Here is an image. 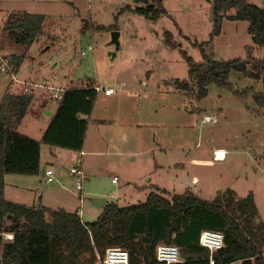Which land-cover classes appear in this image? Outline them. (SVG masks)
Listing matches in <instances>:
<instances>
[{
	"label": "rangeland",
	"instance_id": "1",
	"mask_svg": "<svg viewBox=\"0 0 264 264\" xmlns=\"http://www.w3.org/2000/svg\"><path fill=\"white\" fill-rule=\"evenodd\" d=\"M249 2L264 7V0ZM126 4L134 6L132 0H0V27L14 12L48 18L44 34L30 46L0 28V103L10 85L14 91L32 94L29 112L18 130L41 140L38 132L45 124L46 108L58 103L51 96L50 86L66 90L97 85V79L102 87L125 83L112 97L99 93L92 115L88 148L114 151L101 156L103 163L113 160L101 168L105 189L114 190L125 182L122 175L120 183L112 185L114 172L105 171L106 167L114 170L118 166L125 177L141 184L150 176L172 193L185 191L187 177L195 183V194L207 200L226 189H233L239 197L253 192L256 220L264 221V107L253 97L262 92L263 85L231 71L232 88L210 85L208 94L198 98L185 57L187 54L195 62L204 60L195 42L210 41L211 1L163 0L168 14L157 21L127 10L121 13ZM86 20L108 29L82 34ZM248 26L247 21H223L222 33L203 47L205 55L214 60L245 59L250 52L263 59L264 48L255 50ZM113 31L120 32L121 44L115 58L110 54L115 51ZM167 31L171 46L164 43ZM10 53L24 55L16 75L7 67ZM15 77L26 83L17 82ZM184 81L188 85L183 89L180 85ZM115 123L117 130L112 132ZM119 123L125 126L127 139L119 133ZM49 147L42 143L44 167ZM216 147L226 150L223 160L213 159ZM58 155L71 167L66 153L60 151ZM6 193L10 201L22 200L20 195L13 199L8 187ZM133 195L140 193L131 192L126 200L130 202ZM33 200L38 202L39 196ZM82 217L89 222L86 213Z\"/></svg>",
	"mask_w": 264,
	"mask_h": 264
},
{
	"label": "trees",
	"instance_id": "2",
	"mask_svg": "<svg viewBox=\"0 0 264 264\" xmlns=\"http://www.w3.org/2000/svg\"><path fill=\"white\" fill-rule=\"evenodd\" d=\"M132 1L134 6L126 4L120 12L127 10L152 21L168 14L163 0ZM209 1L213 21L210 41L195 42L201 47L204 60L195 62L185 55L198 87V98L208 94L210 85L232 88L229 75L237 71L262 83V92L253 97L264 107V58L257 59L249 52L245 59L214 60L203 49L222 33L225 20L247 21L253 44L257 49L264 48V7L249 0ZM47 20L43 14L14 12L7 15L2 28L17 42L30 46L44 34ZM106 29L86 20L81 33ZM170 38L167 31L165 45H172ZM6 59L8 72L15 75L24 55L12 53ZM187 85L184 81L180 87ZM9 87L0 103V264H102L100 257L112 247L126 249L129 264H160L156 257L160 243L179 246L182 264H211V257L214 264H264V221L256 220L258 209L253 192L239 197L233 189H226L207 200L191 188L170 194L155 187L145 201L136 204L107 202L93 222H84L76 212L62 208H34L8 200L5 175H38L42 143L75 152L83 150L88 117L97 97L92 85L64 90L54 116L41 140H37L18 130L33 100L32 94ZM208 229L224 233L223 248L212 252L200 244L202 232ZM6 232L14 234L12 241L4 240Z\"/></svg>",
	"mask_w": 264,
	"mask_h": 264
},
{
	"label": "crops",
	"instance_id": "3",
	"mask_svg": "<svg viewBox=\"0 0 264 264\" xmlns=\"http://www.w3.org/2000/svg\"><path fill=\"white\" fill-rule=\"evenodd\" d=\"M3 24L0 28L3 27ZM255 48L257 49V47ZM15 78L17 82L19 83H26V81L24 82L19 81L17 77ZM95 81H97V85H94V84H90V85H93L94 88L96 86H99L101 89L97 90V95H99V93H103L105 97H112L114 94H116L117 92L121 90L120 89L121 87L125 86V83H122L120 87H111L109 84L102 87L98 79ZM86 86L88 85H85L82 87L80 86L76 88H83ZM109 87L114 88L117 91L110 95L105 94L103 88H109ZM49 88L53 91L52 89L53 86L52 87L50 86ZM54 88H59V87H54ZM64 90L65 89H62L60 91L63 92ZM53 93L54 91L52 92V94ZM61 95H59L58 97H54V96L52 97L56 98V100L59 102ZM58 104L59 103H57L56 105L51 104L47 106L46 111H45V124L43 125V127L40 128L38 132L41 138H42L44 130L47 128L52 117L54 116L58 108ZM93 111H94V107H93ZM28 112H29V109L25 117H27ZM92 115H93V112L91 116L88 117L89 124H88V129H87V133L85 137V144H84L83 150L79 152H75V151L67 150L65 148L49 145L50 146L49 153H48V156L45 157V167L42 165L43 160H42V154H41L40 172L38 175H33V176L18 175V174L5 175V197L7 196L6 192H7V187H8L10 192L13 191V194H11V196H13V199H17L15 198V196L19 197V195H20V198L18 199H22V200H15L13 202L25 204L29 207H34V208L44 207V208L52 209V210L62 208V209H65L67 212H76L84 222L86 221L83 219L82 215L83 214L85 215L86 213L88 215V219H89L88 221L93 222L100 216V214L103 211V207L105 206L107 202H116L119 205H123L124 203L123 206L131 205L132 203H134L133 201H137L136 203L140 201H145L148 194L151 191H153L155 187L163 188L160 185L155 184L153 182L152 177L150 176L149 178L146 179V182L142 184L137 182L136 180L129 179L127 176L125 177L124 174L120 172V168L118 166L116 167L114 166V170L111 167L110 168L106 167L105 171L114 172L112 175V179H111L112 185H117L118 183H120V179L122 178V175H123L124 181H125L123 185H121L118 188H115L114 190L105 189L103 187V183H102V178L104 176V170H102L103 165L106 166V164H113L112 163L113 160L110 159L107 162L103 163V159H101V156L103 155L107 156L108 154L114 153V151L113 149L109 151L108 148L105 151L103 150V148L100 151L88 148L89 135L90 134L92 135L93 133V132L91 133V131H93L92 130L93 125H91ZM112 126H114L112 127V132H115L117 130L118 124L115 123ZM124 127L125 126L119 123L118 131L121 134V136H124V138L127 139L128 135L125 132ZM24 134L29 135L27 133H24ZM113 137L114 136H111L110 140H112ZM219 149L226 151L224 148L216 147V148H213V152ZM60 151H63L64 153H66V157L69 159V162L72 163L71 167L74 164V158L78 157L81 160V168L83 169L85 173V177H86L82 190H77L75 178L69 173L70 166L68 167V165H66L63 162L64 160L60 159L58 155ZM41 152H42V145H41ZM213 159H214V156H213ZM158 168H162V166H158ZM48 169L53 170V176L55 177V181H53L52 183L47 182L46 171ZM148 175L149 174L144 175L145 178L148 177ZM10 176H14V177H10ZM115 176L118 177V180L116 182L113 181V178ZM7 178H10L8 182H7ZM43 183L45 184V188L40 187V186H43L42 185ZM191 183L193 185L191 189L195 191V183L193 182ZM187 188H190V187H187L184 183L183 189L186 190ZM163 189H166V188H163ZM166 190L170 194L172 193L170 190L168 189ZM131 192H138L140 193V196L135 197V195H133L131 196L130 202H128L126 200V197ZM33 196L35 198L39 196V201L36 202L35 200H33L34 203H32L31 201H32ZM97 198L105 199V200L97 201L96 203H94L93 202L94 199H97Z\"/></svg>",
	"mask_w": 264,
	"mask_h": 264
},
{
	"label": "built area",
	"instance_id": "4",
	"mask_svg": "<svg viewBox=\"0 0 264 264\" xmlns=\"http://www.w3.org/2000/svg\"><path fill=\"white\" fill-rule=\"evenodd\" d=\"M82 55H85V52H81ZM8 67V64H7ZM124 85V84H123ZM29 90L28 87L25 88ZM53 91H56L52 94L54 97H58L59 88H52ZM96 90H100L99 86L95 87ZM105 94L110 95L115 93L117 90L114 88H103ZM206 119H209V116H205ZM221 154L220 149L214 151V160H222L226 153ZM69 173L75 178L76 188L77 190H82L84 181L86 179L85 173L81 168V160L76 157L74 158V164L69 169ZM47 182L52 183L55 181V177L53 176V170L48 169L46 171ZM118 177L115 176L113 181L116 182ZM3 237L6 238L5 241H12L14 238V234L11 232H6L3 234ZM200 244L203 247L210 249V251L214 252L218 249H221L225 246V236L222 231L219 230H204L200 236ZM156 257L160 264H182L184 263V258L181 253V248L175 244H167L160 243L156 247ZM102 264H129V253L126 249L120 247H112L108 248L106 254L103 257H100ZM211 264H214L213 257L210 258Z\"/></svg>",
	"mask_w": 264,
	"mask_h": 264
},
{
	"label": "water",
	"instance_id": "5",
	"mask_svg": "<svg viewBox=\"0 0 264 264\" xmlns=\"http://www.w3.org/2000/svg\"><path fill=\"white\" fill-rule=\"evenodd\" d=\"M119 38H120V32L113 31L112 32V40H111V43L115 45V51L112 52V53H110L112 55V58H114L116 56L117 51L120 49L121 44H120ZM185 185L187 187H190V188L193 187L192 183L187 180V177H186ZM101 200H105V199H98L97 198V199H94L93 202L96 203L97 201H101Z\"/></svg>",
	"mask_w": 264,
	"mask_h": 264
},
{
	"label": "bare ground",
	"instance_id": "6",
	"mask_svg": "<svg viewBox=\"0 0 264 264\" xmlns=\"http://www.w3.org/2000/svg\"><path fill=\"white\" fill-rule=\"evenodd\" d=\"M207 120V119H206ZM221 151V154L224 153V150H220ZM223 160V159H222Z\"/></svg>",
	"mask_w": 264,
	"mask_h": 264
}]
</instances>
